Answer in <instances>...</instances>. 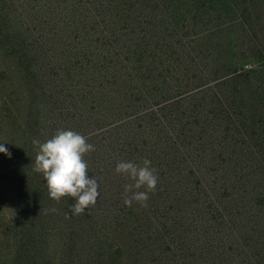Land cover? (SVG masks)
Returning <instances> with one entry per match:
<instances>
[{
	"label": "trees",
	"instance_id": "16d2710c",
	"mask_svg": "<svg viewBox=\"0 0 264 264\" xmlns=\"http://www.w3.org/2000/svg\"><path fill=\"white\" fill-rule=\"evenodd\" d=\"M58 129L95 146L81 215L33 171ZM0 143V264H264V0H0Z\"/></svg>",
	"mask_w": 264,
	"mask_h": 264
},
{
	"label": "clouds",
	"instance_id": "9594fccd",
	"mask_svg": "<svg viewBox=\"0 0 264 264\" xmlns=\"http://www.w3.org/2000/svg\"><path fill=\"white\" fill-rule=\"evenodd\" d=\"M87 139L76 131L58 129L43 143L36 139L32 141L38 146L33 171L45 178L50 198L59 202L68 197L75 201L73 215L91 210L100 195L98 180L89 174L85 160L88 153L95 151V146ZM0 152L11 156L3 143H0ZM115 171L131 181L125 185L124 204L131 207L136 202L146 207L149 193H154L158 184L151 160L145 158L141 164L122 160L117 163Z\"/></svg>",
	"mask_w": 264,
	"mask_h": 264
},
{
	"label": "rangeland",
	"instance_id": "374dc122",
	"mask_svg": "<svg viewBox=\"0 0 264 264\" xmlns=\"http://www.w3.org/2000/svg\"><path fill=\"white\" fill-rule=\"evenodd\" d=\"M178 7L175 6V9H177ZM172 17H179V15H175V14H171ZM228 26L225 28V31H227ZM224 30H221L220 27H217L216 30H214V32H209L206 33V31L204 30H200L198 29L199 33H195V38H199L201 39V41L205 40V44L211 40L212 37L217 36L219 33H225ZM214 35V36H213ZM238 58L235 60V62L239 63V69L245 68L248 69L250 67H253L250 65L249 62L243 61V58L241 59V51H238ZM227 61H225L223 58L222 59H216L214 56L211 58L210 62L212 64V67H217L220 68V76L223 77L224 75H227L230 73V71H228L229 66H230V60L226 59ZM244 62V63H242ZM250 65V66H248Z\"/></svg>",
	"mask_w": 264,
	"mask_h": 264
}]
</instances>
